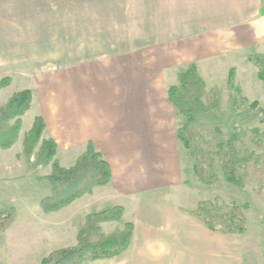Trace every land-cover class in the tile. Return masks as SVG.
Masks as SVG:
<instances>
[{
	"label": "crops",
	"instance_id": "crops-1",
	"mask_svg": "<svg viewBox=\"0 0 264 264\" xmlns=\"http://www.w3.org/2000/svg\"><path fill=\"white\" fill-rule=\"evenodd\" d=\"M36 1L20 45L19 32L0 27V52L21 47L24 73L34 79L24 87L33 92L31 109L45 118L57 154L74 157L62 165L73 166L91 142L112 178L50 213L41 200L52 185L32 182L43 190L30 204L31 182H0V211L16 209L0 234V264H41L78 242L89 214L116 206L121 220L102 230L132 223L131 246L87 264H222L214 241L224 235L193 217L197 203L183 195L192 166L178 137L185 118L169 89L192 65L201 74L228 55L264 56V0ZM11 59L0 57V67Z\"/></svg>",
	"mask_w": 264,
	"mask_h": 264
},
{
	"label": "trees",
	"instance_id": "trees-1",
	"mask_svg": "<svg viewBox=\"0 0 264 264\" xmlns=\"http://www.w3.org/2000/svg\"><path fill=\"white\" fill-rule=\"evenodd\" d=\"M249 59L259 67V78L264 81V57L252 53ZM233 74L232 69L230 84ZM9 82L8 78L0 81V89ZM230 97L232 105L237 106V97L232 93ZM169 99L179 114L185 118V122L179 128L178 137L199 182L206 185L215 184L219 179L216 168L218 164L222 165L225 180L240 187L248 184V177L252 171L261 173V169L250 167V163L252 159L255 163L264 160V154L255 156L253 152L249 155L242 152L237 145L239 133L252 121L250 114L242 112L238 114L235 131L227 141L210 144L209 137L213 132L204 130L198 123V117L216 110L219 98L216 93H208L206 82L198 75L196 65L179 74V83L169 89ZM32 101L31 89L18 90L0 110V149H9L18 141L22 126L21 116L30 109ZM258 104V101H254L252 106L258 107ZM259 110L264 112V109ZM45 127L44 117L38 115L24 138L23 154L36 168L40 165H49L57 150V142L51 137L44 140L39 151L35 153ZM216 131L218 129L214 130ZM46 178L52 184V194L41 200V207L44 212L50 213L67 207L77 198L92 192L97 186L109 184L112 170L103 154L90 142L87 150L73 166L65 168L54 162L52 173ZM221 202H223L221 197L214 201H202L189 213L214 232L245 234L248 230L245 211L251 209L252 204L233 202L224 205ZM123 214L122 206L89 214L78 234V242L52 252L41 264H87L98 259L123 255L133 240V224L129 222L122 230L108 234L102 230L104 222L119 221ZM15 215L13 208L0 213V234L11 226Z\"/></svg>",
	"mask_w": 264,
	"mask_h": 264
},
{
	"label": "rangeland",
	"instance_id": "rangeland-1",
	"mask_svg": "<svg viewBox=\"0 0 264 264\" xmlns=\"http://www.w3.org/2000/svg\"><path fill=\"white\" fill-rule=\"evenodd\" d=\"M35 1L0 0V27L5 29L8 26V28L19 32L15 34L17 35L19 45L21 44V40L19 39L23 22H27L30 17L27 6L37 3ZM22 54L21 47L19 50L16 49L9 53L0 52V57L8 56L14 59L11 62L14 65L0 67V81L7 78L10 80L7 86L0 89V110L6 106L14 92L24 89L31 80H34L33 77L24 73V69L30 67L25 64L27 63L26 61H21ZM259 55L264 57L261 54ZM231 56L224 57L220 62L217 61L216 65H212L211 67L202 66L200 69L201 74L197 70L198 75L206 82L208 93H216L219 98L217 109L213 112L200 115L198 117V123L204 130L213 132L209 137V142L211 145H215L225 142L231 137L235 131L234 126L239 113L250 114L252 121L239 133L237 145L242 152L248 153L249 155H252L253 152L255 156L263 155L264 112L259 109H264V81L259 78L260 69L254 62L250 61L248 53ZM233 67H235L233 69L234 74L232 84H230L231 75L229 71L231 72V68ZM178 83L179 75L175 84ZM231 93L237 97V106L232 105ZM254 101H258V107L252 106ZM32 107L33 101L30 109L21 116L22 126L18 141L9 149H0V182L3 181L4 184L12 181L15 184L28 181L31 184L32 182L37 183L36 185H40L39 188L43 186L50 188L52 184L46 177L51 173L53 163L69 165L74 160V157L62 153L57 154V148L55 157L49 165H40L37 168L33 167L32 163L23 154L25 135L33 125L30 120H35L37 117L35 114L38 107L33 110L31 109ZM215 129H218V131L214 132ZM49 138L51 137L47 131L46 124L44 133L35 148V153L39 151L43 141ZM34 159L35 157L32 158V161ZM250 167H258L257 169H261V173L252 171L248 177L249 182L245 187L228 183L224 178L221 164L216 166L219 179L213 185H206L199 182L192 168L191 177L187 181L188 189L183 194L191 197V202L197 203L192 210L196 209L200 202L205 200L214 201L217 197L223 199L221 203L224 205H229L233 202L238 204L249 202L252 204V208L245 211L248 227L245 234L220 233L224 236L215 239L214 243L221 247L222 264H264V160L255 163L252 159ZM39 188L33 184L29 188L30 204H33L37 200V197H31L37 196L39 191L43 190ZM31 191H34V194ZM48 194H52V189ZM12 208L15 209L12 206L11 208L0 211V213L7 212Z\"/></svg>",
	"mask_w": 264,
	"mask_h": 264
}]
</instances>
